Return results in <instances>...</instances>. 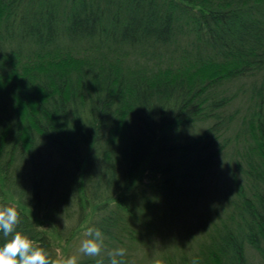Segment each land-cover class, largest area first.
I'll return each mask as SVG.
<instances>
[{
  "label": "trees",
  "instance_id": "16d2710c",
  "mask_svg": "<svg viewBox=\"0 0 264 264\" xmlns=\"http://www.w3.org/2000/svg\"><path fill=\"white\" fill-rule=\"evenodd\" d=\"M0 206L58 261L264 264V0H0Z\"/></svg>",
  "mask_w": 264,
  "mask_h": 264
},
{
  "label": "clouds",
  "instance_id": "9594fccd",
  "mask_svg": "<svg viewBox=\"0 0 264 264\" xmlns=\"http://www.w3.org/2000/svg\"><path fill=\"white\" fill-rule=\"evenodd\" d=\"M20 224V215L15 207L0 206V233L4 242L0 244V264H78L76 256L63 260L50 258L47 251L36 246L22 231L17 230ZM87 237L81 243L80 252L89 257H101L104 246V234L99 228L88 227L85 231ZM126 249L117 248L101 257L95 264H125L123 257ZM193 264H197L194 260Z\"/></svg>",
  "mask_w": 264,
  "mask_h": 264
},
{
  "label": "rangeland",
  "instance_id": "374dc122",
  "mask_svg": "<svg viewBox=\"0 0 264 264\" xmlns=\"http://www.w3.org/2000/svg\"><path fill=\"white\" fill-rule=\"evenodd\" d=\"M74 246L73 245L72 246H69L68 243L62 242L61 245H60V252L62 254V257L63 258L64 257L65 258H68L70 256H77L78 250H79V248H80L81 245L79 246V244H76ZM71 247H73V248H71ZM66 253H68V254L65 255Z\"/></svg>",
  "mask_w": 264,
  "mask_h": 264
}]
</instances>
